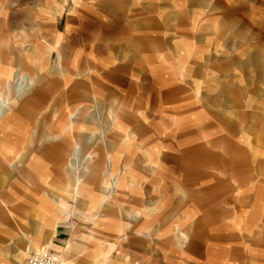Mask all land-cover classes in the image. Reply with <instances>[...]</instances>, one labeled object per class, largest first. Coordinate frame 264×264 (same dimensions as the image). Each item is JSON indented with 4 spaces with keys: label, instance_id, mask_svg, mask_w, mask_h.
Instances as JSON below:
<instances>
[{
    "label": "rangeland",
    "instance_id": "rangeland-1",
    "mask_svg": "<svg viewBox=\"0 0 264 264\" xmlns=\"http://www.w3.org/2000/svg\"><path fill=\"white\" fill-rule=\"evenodd\" d=\"M19 65L37 85L10 127L0 122L15 175L34 144L64 139L45 138L58 113L76 108L88 125L78 170L90 164L100 175L86 190L102 198L107 180L117 190L118 174L103 176L109 151L132 175L94 216L93 247L84 243L76 261L187 264L221 222L243 226L244 242L261 238L244 227L264 223V0H3L0 71L13 74L0 76V95L21 85ZM94 152L91 167L84 156ZM71 205V236H84V195ZM177 228L188 229L186 241Z\"/></svg>",
    "mask_w": 264,
    "mask_h": 264
},
{
    "label": "crops",
    "instance_id": "crops-1",
    "mask_svg": "<svg viewBox=\"0 0 264 264\" xmlns=\"http://www.w3.org/2000/svg\"><path fill=\"white\" fill-rule=\"evenodd\" d=\"M3 0H0L2 2ZM28 52V48L24 49ZM19 53H22L21 51ZM22 56V54H21ZM58 70L63 74L62 65L57 63ZM17 79L24 77L31 79V86L29 90L24 94H30L36 89L37 79L31 73L24 71L22 65L16 68ZM259 70V69H258ZM12 71L9 68H2L0 76L11 74ZM13 74V73H12ZM24 78V79H25ZM261 85L260 82L252 83V85ZM29 87V83L27 88ZM13 90V97L1 93L0 98L5 97L9 99V105L0 113V122L4 121L3 125L9 126V116L18 112L16 108L20 105V101L24 95L18 98ZM84 92H80L79 95L83 96ZM87 94V92H85ZM94 101H97L96 96H93ZM32 100V99H31ZM22 104V103H21ZM15 108V110H14ZM57 125L54 134L48 133L45 139L57 140L64 138L57 143H38L34 144L29 154L28 164L25 169H21L19 175H15L14 167L10 164L8 155L10 151H13L12 144H9L8 139L0 140V264H15L20 263V259L36 251H50L60 258L61 264H82V261H76V254L82 253V248L85 243L87 250L88 245L93 247L94 231L99 228H95L98 219L95 215L103 217V210L101 206H111V199L118 192L124 190L126 184V177H130L128 171V163L123 162L121 167L118 168V155L112 151L104 155V167L103 176L111 174L108 172V165L111 171L118 174L117 190L113 196L108 195V180L105 183V195L101 198L99 195H95L90 190H86L84 183L86 181L90 183L99 182L100 175L94 172V169H90L86 164L84 167L79 168L81 162V149L84 146L82 133L87 131V122L85 113L76 108L74 111L67 109L61 114H57ZM94 119L101 122V114L95 110L92 115ZM115 121V120H114ZM118 127V123L114 122ZM25 128H21L20 131L25 134ZM21 132V133H22ZM103 133V132H102ZM35 134V132H34ZM33 135V134H32ZM88 137L86 142L89 143ZM28 142V145L33 144L32 139ZM126 149L131 145L128 138H123L121 143ZM38 145V146H36ZM79 152L78 160H74V155ZM106 151H108L106 149ZM94 154L86 153L85 160L94 166ZM150 158V154L147 153ZM98 156V154H97ZM102 157V156H101ZM21 160V159H20ZM19 160V161H20ZM102 160V159H100ZM97 159L95 165L99 167L101 161ZM76 162V163H75ZM90 169V170H89ZM84 172V174H82ZM132 177V175H131ZM85 180V181H84ZM82 193L86 200V211L84 212L87 223L84 227V236H71V202L76 199L77 194ZM69 216L65 217L64 215ZM136 216L140 215L139 212L134 213ZM146 214V213H144ZM264 214V213H263ZM79 223V222H77ZM261 226V229L253 228L252 226L245 225L246 231H263L264 223L257 224ZM79 226V225H78ZM214 227V225L212 226ZM237 222H221L216 225V228H207V231H211V238L203 239L201 247H203V253L200 256L185 257V263L187 264H264V233L259 234L261 238H252L251 240L239 239L238 231L243 229V226L239 229ZM80 228V227H79ZM102 229V228H101ZM179 236L183 241L188 238V233L181 228H177ZM258 233L253 234L257 236ZM111 244H108V252L111 249ZM261 248V250H260ZM16 256V259L14 258ZM75 257V258H74ZM88 255H86L85 264H95L93 256L90 257V261H87ZM62 258V259H61ZM24 260V262H25ZM105 260V259H101ZM152 263V260H150ZM97 264V263H96Z\"/></svg>",
    "mask_w": 264,
    "mask_h": 264
},
{
    "label": "bare ground",
    "instance_id": "bare-ground-1",
    "mask_svg": "<svg viewBox=\"0 0 264 264\" xmlns=\"http://www.w3.org/2000/svg\"><path fill=\"white\" fill-rule=\"evenodd\" d=\"M24 77H20V82H21V85H18V88L17 87H15V85H14V93L16 94V96L18 97V96H22V95H24L28 90H29V88H30V86H31V79L29 78V80H28V78H27V80H26V78L24 79ZM18 81V80H17ZM22 83H23V85H22ZM28 83H29V87L27 88V86H28ZM19 98V97H18ZM10 103H9V99L8 98H5V97H2V98H0V113H2V111L9 105ZM78 158H79V152L77 151L76 153H75V155H74V160H78ZM76 163V162H75ZM108 172H110L111 173V168H110V166L108 165ZM115 184H114V182H109V185H108V195L109 196H111V195H114L115 193Z\"/></svg>",
    "mask_w": 264,
    "mask_h": 264
},
{
    "label": "built area",
    "instance_id": "built-area-1",
    "mask_svg": "<svg viewBox=\"0 0 264 264\" xmlns=\"http://www.w3.org/2000/svg\"><path fill=\"white\" fill-rule=\"evenodd\" d=\"M24 264H61V261L50 251H36L27 256Z\"/></svg>",
    "mask_w": 264,
    "mask_h": 264
}]
</instances>
